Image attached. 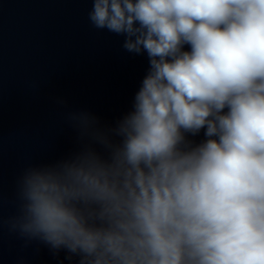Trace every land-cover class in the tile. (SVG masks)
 Wrapping results in <instances>:
<instances>
[{
  "label": "clouds",
  "instance_id": "1",
  "mask_svg": "<svg viewBox=\"0 0 264 264\" xmlns=\"http://www.w3.org/2000/svg\"><path fill=\"white\" fill-rule=\"evenodd\" d=\"M91 3L149 71L114 128L71 114L103 152L28 169L20 230L80 264H264V0Z\"/></svg>",
  "mask_w": 264,
  "mask_h": 264
},
{
  "label": "water",
  "instance_id": "2",
  "mask_svg": "<svg viewBox=\"0 0 264 264\" xmlns=\"http://www.w3.org/2000/svg\"><path fill=\"white\" fill-rule=\"evenodd\" d=\"M91 9V0H0V264H80L20 230L24 175L86 144L103 152L71 114L114 128L149 71L146 53L128 52L123 35L92 25ZM204 131L186 139L198 145Z\"/></svg>",
  "mask_w": 264,
  "mask_h": 264
}]
</instances>
